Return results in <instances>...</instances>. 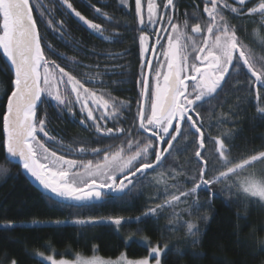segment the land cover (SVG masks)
<instances>
[{"label": "snow or ice", "instance_id": "snow-or-ice-1", "mask_svg": "<svg viewBox=\"0 0 264 264\" xmlns=\"http://www.w3.org/2000/svg\"><path fill=\"white\" fill-rule=\"evenodd\" d=\"M59 2L91 34L104 41L119 38V33L105 35L107 29L83 15L72 0ZM249 2L251 0H233L238 5L236 7L226 0H204L203 13L207 16V23L202 27L199 22L190 25L188 19L183 21V25L177 22L175 0H165L163 4L157 3V0H134L136 24L133 31L138 33L134 39L141 62L137 81L139 99L132 114L130 102L118 100L108 92L98 95L86 87L87 83H103L101 80L87 79L82 82L65 67L46 57L33 9L39 13L47 28L54 31L65 44L79 51L72 41L65 38L68 29L63 20L54 24L45 15L46 11L51 14V10L42 11L39 5L30 0H0V49L10 61L14 74L13 87L2 116L5 159L9 163H19L47 191L48 199L80 207L105 202V197L113 200L126 198L137 189V185L149 179V173L163 168L182 143L191 147L189 163L194 160L196 164L194 169H188L192 174L181 175L175 171L167 174L174 178L172 189L178 190L176 177L186 180L192 185L191 188L179 190L178 195L172 194L163 203L148 207L138 217L77 220V224L108 223L120 226L141 223L162 214L182 198L185 201L190 198L191 207L199 209L198 193L203 190L210 197L214 196L213 189L218 185H223L221 191L239 189L264 202V180H257L251 175L240 176L243 170L264 164V151L234 162L231 135L220 132L213 137L210 132L206 133L205 123L197 110L206 101L224 92L234 76L242 74L248 77L244 86L254 91L257 99H260L259 90L264 89V63L256 67V60L237 36L238 29L224 15L225 11L237 17L258 15L259 24L264 28V0H259L250 8L247 7ZM84 3L97 18L117 23L101 8L90 4L89 0H84ZM119 3L122 7H132L129 0H119ZM190 18L199 19L196 16ZM121 26L129 27L127 23ZM46 46L74 70L81 66V61L57 52L51 44ZM126 53L127 50L120 55ZM48 103L57 109L58 114L75 116L74 109H78L82 126L94 129L99 136L122 137L120 147L115 151L109 148L92 149L91 154L101 157L95 163L59 154L64 150L71 153L72 149L46 130L45 105ZM125 111L130 113L133 120L131 128L107 127L109 120L119 121ZM258 111L264 116V108ZM223 122V119L218 121ZM134 133L142 138H134ZM41 135L44 139L40 138ZM49 141L57 146L56 151L48 147ZM206 141L211 142V149L206 147ZM87 151L83 146L76 149L78 154ZM167 176L160 173L158 182L167 185ZM168 191L166 186L164 192ZM203 219L207 220V217ZM184 223L188 233L194 237L192 243L198 244L199 227L192 222ZM3 227L13 229L16 224L9 222ZM261 243L264 244V241ZM167 250V245L152 246L151 261L162 264L161 255ZM39 255L43 257L44 254ZM46 261L50 264H150L148 257L137 260L121 257L117 261L77 257L75 261H69L57 260L49 255ZM10 264H17V261L12 259Z\"/></svg>", "mask_w": 264, "mask_h": 264}, {"label": "trees", "instance_id": "trees-1", "mask_svg": "<svg viewBox=\"0 0 264 264\" xmlns=\"http://www.w3.org/2000/svg\"><path fill=\"white\" fill-rule=\"evenodd\" d=\"M34 1L30 0L31 3ZM175 2L178 12L187 10L191 14L197 11L195 0ZM258 3L259 0H251L247 7ZM117 11L115 20L119 25L116 29L120 36L116 40H101L86 28L78 29L75 22L71 23V29L75 32L65 38L72 41L79 51L65 44L60 37H46L40 33L49 60L65 67L82 82L87 79L101 80L103 83L86 85L100 93L108 92L121 101V98H125L132 104L131 113L134 114L136 100L139 99L137 81L141 62L134 39L138 33L133 31L136 20L134 13L124 10L120 4ZM176 15L179 17L180 14ZM229 17H232L234 25L237 21L239 38L245 46L250 47L259 68L264 63V28L259 24L260 17L237 18L234 14L227 15ZM124 23L129 27L121 26ZM105 24L115 26L111 22ZM46 44H51L59 53L81 61V66L74 70L60 56L49 51ZM126 50L125 55H120ZM109 73L116 75L107 76ZM234 77L224 92L206 101L197 110L205 123L206 133L210 132L213 137L220 132L231 135L232 157H235L234 162H240L264 151V116L258 111L264 108V89L259 90L260 99H257L256 93L244 86L248 79L246 74ZM13 80L12 67L0 49V264H10L12 259L17 264H48L40 253L69 259L81 253L110 259L126 254L135 260L146 257L151 260L150 248L157 244L168 246L162 255L163 264H264V244L261 243L264 241V203L239 189L221 191L223 185L216 186L213 189L215 195L211 197L207 191H200L199 209L191 207L190 198L187 201L182 198L162 214L141 223L120 226L75 223L77 220L138 217L148 207L163 203L172 194L178 195L179 190L191 188L192 185L186 180L176 177L178 190L172 189L174 178L167 174L175 171L190 176L192 173L188 169L196 167L194 160L189 163L192 149L182 143L163 168L149 173V179L137 185V189L122 200L105 197V202L80 207L50 200L48 193L33 185L20 164L9 163L5 159L2 116ZM45 109L49 118L46 130L73 151L81 146L94 149L109 142L107 137L97 135L92 128L82 126L79 118L74 119L67 113L58 114L57 109L49 108L48 104ZM221 119L224 122L218 123ZM120 121V126L125 128H131L133 124L128 111ZM134 138L142 137L134 133ZM206 147H213L210 141H206ZM217 166L220 165L217 163ZM160 173L167 176V185L158 182ZM166 186L169 189L167 193L164 192ZM205 216L207 220L203 219ZM57 221L61 223L57 224ZM185 221L199 227L198 244L192 243L194 237L188 233ZM9 222L15 223L16 227L5 229L3 225Z\"/></svg>", "mask_w": 264, "mask_h": 264}, {"label": "flooded vegetation", "instance_id": "flooded-vegetation-1", "mask_svg": "<svg viewBox=\"0 0 264 264\" xmlns=\"http://www.w3.org/2000/svg\"><path fill=\"white\" fill-rule=\"evenodd\" d=\"M159 1H160L159 2L160 4H163L165 2V0H159ZM195 2H196L195 3L196 4L195 8H197V11H198V9L199 10L202 9V11L200 13L201 15H200L199 19L192 20L191 23H190V25H193V24L199 22V23H201V25L203 27L207 23V16H206V14L203 13L204 0H195ZM226 2H228L229 4L234 5L233 0H226ZM72 3L77 8V10H79V11L82 12L83 15L87 16L89 19H93L97 23L96 20L99 19V18H97L96 14L91 10V8H89L88 5L84 3V0H72ZM89 3L92 4V5H95L96 7L101 8L102 11H104L105 13H107L109 16L113 17V19H115V13L118 12L117 11V8H118V5L120 4L119 3V0H89ZM33 4L39 5L42 11L45 10V9H50L51 10V14H49L46 11L45 12V15L49 19H52L54 24L58 20H63L65 22V25H66L67 29H68V31L65 33V36H67V35L71 36L75 32V31H73L71 29V23H74L75 22L74 24H75V26L78 29H80V28L83 27L82 24L75 17L70 16L68 14L67 10L64 9V8H62L59 0H35L33 2ZM129 4L132 5V7L129 8V7L125 6L124 7V10L126 9L127 11H130V12L132 11L134 13V10H133L134 9V0H129ZM236 6H238V5H236ZM178 9L176 8L175 16H176L177 22L180 23V21L178 20L176 14L177 13H179V14L183 13L184 18H186L185 14L188 11L187 10L186 11L180 10L178 12ZM225 13H224L225 18L227 17V15H230L231 14V13H229L227 11H225ZM34 14L36 15L37 22H38V26H39V30H40V32L42 33L43 36H46V37H50V36L59 37V36H57L55 34L54 31H52L51 29H49V28L46 27L44 20L40 17L39 13L36 11L35 8H34ZM235 17H237V16H235ZM229 18H230V20H229ZM229 18H226V19H228V21H229V23L231 25H233V26H235L237 28V21L235 22V25H234L233 22H232V20H231L232 17H229ZM237 18H240V17H237ZM134 19H135V14H134ZM101 20H103V19L101 18ZM108 26H110V25H108ZM149 35H151V31L150 30H149ZM237 36L239 37L238 33H237ZM114 75H116V74L115 73H109L107 76H114ZM86 87H88V86L86 85ZM96 92H97L98 95L100 94L99 91L96 90ZM121 99H122V101L127 102V100L125 98H121ZM48 106H49V108H53V106L50 103H48ZM74 110L76 111V115L75 116H72V118H74V119H76V118L78 119L79 118V120H80L81 117H80V114H79L78 109H74ZM126 112L127 111H125V112L122 113V117H124V113H126ZM47 120H49L48 117H47ZM120 123H121L120 120L117 121V122H113V121L109 120V122L107 123V127L111 128V127H115V126H120ZM48 128H49V126H48ZM93 131L95 132L94 129H93ZM107 138L109 140V142H106L107 145H104L103 146V145L100 144L98 147H94V149H96V148H109L111 151H115V150H117L119 148V147H117V145L123 139V138H120V140H116L114 137H107ZM113 139L115 141H113ZM48 144L52 148H54V149L56 148V145L54 143H52V142L49 141ZM100 159H101V157L95 155L94 161L96 160V162H97ZM79 160H83L84 161L86 159L85 158L84 159L83 158H79Z\"/></svg>", "mask_w": 264, "mask_h": 264}, {"label": "rangeland", "instance_id": "rangeland-1", "mask_svg": "<svg viewBox=\"0 0 264 264\" xmlns=\"http://www.w3.org/2000/svg\"><path fill=\"white\" fill-rule=\"evenodd\" d=\"M201 11H202V9L201 10H199L198 9V11H196V12H191V14H188L187 16H186V18L188 19V22H189V24L191 23V21L193 20V19H191L190 17L191 16H196V17H200V13H201ZM226 14V13H225ZM178 17V16H177ZM186 18H184V16H183V13H181L180 15H179V17H178V20L180 21V23H181V25H183V21L186 19ZM227 18V17H226ZM115 20V19H114ZM228 20V19H227ZM97 21V23H100V24H102L104 27H105V29H107V31L105 32V35H112L113 33H117L118 31H117V25H119L118 23H114V25L115 26H108V25H106L105 23H109L108 21H106V20H104L103 19V21H101V18H99V19H97L96 20ZM100 21V22H99ZM116 21V20H115ZM246 48L247 49H249L250 47L249 46H246ZM249 51H250V53H251V50L249 49ZM251 55H252V53H251ZM253 56V55H252ZM254 57V56H253ZM256 58V57H255ZM49 142H47V144H48ZM48 147H50L53 151H56L57 149V146H56V148L54 149V148H52L51 146H49V144H48ZM91 150L92 149H89L88 151H87V153H84V154H78L77 152H76V150L75 151H73L72 150V152L71 153H68L67 152V150H64V151H61L59 154H61V155H65V154H67V155H69V158H72V159H77V160H79V158H85L86 160H84L85 162H87L88 160H92L93 162H96V160L94 161V158H95V155H93V154H91ZM249 175H251V176H253L255 179H257V180H264V164H256L254 167H252V168H248V169H245V170H243L242 171V175H241V178H243V177H248ZM264 203V202H263ZM0 226H2V225H0ZM152 247V246H151ZM163 255V254H162ZM162 255H161V260H162ZM51 256H53L54 257V259H57V260H59V259H65V260H69V261H75L76 259H77V257H81V258H83V259H93V258H98V259H100V260H104V261H117V260H120V258L121 257H124L126 260H135V259H131V258H129L126 254L125 255H122V256H120V257H118V258H114V259H110V258H106V257H102V256H99V255H93V256H88V255H85V254H79V255H77L75 258H71V259H69V258H66L65 256H60V257H57V256H54V255H51ZM46 255H43V259L46 261ZM137 260V259H136ZM47 262V261H46ZM48 264L50 263V262H47ZM150 264H154V261H151L150 260ZM163 264V263H162Z\"/></svg>", "mask_w": 264, "mask_h": 264}, {"label": "water", "instance_id": "water-1", "mask_svg": "<svg viewBox=\"0 0 264 264\" xmlns=\"http://www.w3.org/2000/svg\"><path fill=\"white\" fill-rule=\"evenodd\" d=\"M158 1V0H157ZM6 57V56H5ZM6 59H7V57H6ZM8 60V59H7ZM9 61V60H8ZM9 63H10V61H9ZM11 65V64H10ZM5 134V133H4ZM19 164V163H18ZM25 172V174L27 175V177H28V179H30L31 180V182L33 183V185L35 186H37L40 190H42L44 193H47V191L39 184V182L38 181H36L30 174H28L26 171H24Z\"/></svg>", "mask_w": 264, "mask_h": 264}]
</instances>
